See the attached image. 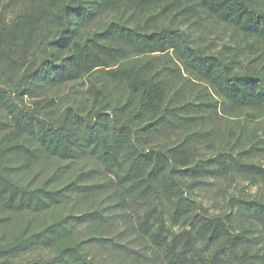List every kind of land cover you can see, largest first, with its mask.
<instances>
[{
	"label": "trees",
	"instance_id": "16d2710c",
	"mask_svg": "<svg viewBox=\"0 0 264 264\" xmlns=\"http://www.w3.org/2000/svg\"><path fill=\"white\" fill-rule=\"evenodd\" d=\"M204 18L245 50L199 44ZM67 85L91 105L47 95ZM262 156L264 0H0V264H104L91 246L141 258L108 237L117 213L154 264H263V199L217 216L192 199L209 179L264 180Z\"/></svg>",
	"mask_w": 264,
	"mask_h": 264
},
{
	"label": "rangeland",
	"instance_id": "374dc122",
	"mask_svg": "<svg viewBox=\"0 0 264 264\" xmlns=\"http://www.w3.org/2000/svg\"><path fill=\"white\" fill-rule=\"evenodd\" d=\"M109 18V16L103 15L101 16L99 23H101V21L102 23L106 22ZM201 24V28L191 27V30L196 41L201 45L207 46L211 52L219 51L224 46L241 49L246 47L247 42L242 37L237 36L228 27L207 18H204ZM95 28L96 26H92L91 29L93 30ZM257 48L262 49L263 46L257 45ZM242 58L245 62L250 59L244 58V56ZM74 91H84V89L81 87H74V85H67L53 91H48L47 95L56 98L59 103L65 99L63 101V106L80 104L83 107H89L91 105V102L85 95ZM175 139L176 138L173 135L169 138H159L156 144L159 146H167L172 144ZM205 156L209 157L210 153H206ZM254 161L264 166V156L258 157L254 159ZM81 165L82 163L79 162L74 167H80ZM52 167L53 166L50 163H47L46 168L43 170H34L26 177V182H29L32 185H37L46 180L52 172ZM87 168L90 167L87 166ZM208 183L209 184L206 187L193 192L192 199L211 216L223 215L225 213L231 214L232 212L227 207V203L231 197H257L264 200V180L262 179L249 178L247 176L233 173L226 177L209 179ZM87 204L88 203H85L84 201H78L73 205L72 202L68 205L67 210L72 207L76 210L86 209L88 207ZM123 219L124 216L117 213L115 218L116 222L111 227L108 237L119 243L126 244L142 257L138 258L137 255H130L113 249H104L96 246H91L87 249L88 255L104 264H154V249L151 248L147 241L139 239L138 235L134 232H128L123 224ZM242 223H244V221L238 218L235 225L239 228ZM168 227L169 230L174 233L180 230L178 225L172 226L169 223ZM261 254H264V247L262 248ZM48 255H50L49 251L39 250L21 257L19 260L24 261L39 256L46 257Z\"/></svg>",
	"mask_w": 264,
	"mask_h": 264
}]
</instances>
